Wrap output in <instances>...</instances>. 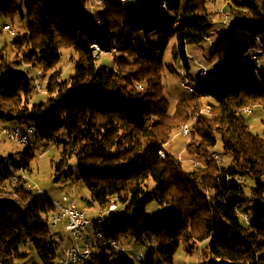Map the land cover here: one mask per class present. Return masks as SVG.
Instances as JSON below:
<instances>
[{
	"label": "trees",
	"instance_id": "1",
	"mask_svg": "<svg viewBox=\"0 0 264 264\" xmlns=\"http://www.w3.org/2000/svg\"><path fill=\"white\" fill-rule=\"evenodd\" d=\"M138 1L103 0L101 9L89 13L87 0H0V20L24 22L26 32L13 41L22 62L44 74L52 70L45 99L34 102L31 77L11 68L1 49L0 120L37 125L38 136L49 140L67 131L53 163L54 181L73 176L69 160L75 157L78 178L89 192L86 206L118 207L104 229L107 235L153 243L166 264H174L180 246L192 253L200 243L209 264H264V133L252 130L244 110L264 106V62L257 67L243 61L245 52L264 50V0H224L223 28L214 25L208 0ZM116 28L121 33L115 41ZM156 31L160 43L131 45L128 35ZM214 31L219 39L208 59L216 63L208 76L193 80L186 47ZM173 39L171 57L194 81L196 93L171 106L162 82L167 67L174 71L163 60ZM92 44L102 51L118 48L113 69L99 64ZM68 49L72 72L63 77L55 67ZM185 124L190 138L182 162L167 145ZM218 140L220 156L229 163L205 160L193 168L190 161L205 159ZM25 159L0 157V264H18L25 242L34 245L43 263L58 264L61 252L48 240L56 206L17 176L19 167L30 171ZM149 178L154 194L147 192ZM153 199L168 207L156 222L146 215ZM247 202L255 206L252 214ZM113 251H98L90 264H124L123 258H110Z\"/></svg>",
	"mask_w": 264,
	"mask_h": 264
},
{
	"label": "rangeland",
	"instance_id": "2",
	"mask_svg": "<svg viewBox=\"0 0 264 264\" xmlns=\"http://www.w3.org/2000/svg\"><path fill=\"white\" fill-rule=\"evenodd\" d=\"M217 2H212V0H208V6L212 11V21L216 27L223 28L224 25L227 23V16L224 12L225 1L224 0H215ZM101 5H103V0H87V9L90 10L89 13L95 12L98 9H101ZM92 13V14H93ZM91 19V16H88ZM1 26L4 24H9L11 28L16 32V34H12L7 30H1L0 32V50L3 49V55L5 56L6 60L9 62L10 67L17 70L24 72L28 77H31L33 72L37 70H41L38 66H31L29 64H25L21 60L20 54L16 46L14 45L13 41L15 37H21V35L26 32L24 28V22H22L19 17H15L13 20L8 18H2L0 20ZM113 39L116 41L121 33L119 28H116L112 31ZM131 37V45L133 47H139L145 45L147 42L151 43H160L162 40L161 34L156 31L151 34H144L142 32L133 33L128 35ZM219 39V35L217 32L211 33L209 39L203 40L199 44H189L186 47L187 54L189 56L190 62V75L193 77V80L198 79V69L206 68V71H210L209 68L212 67L216 61L215 59L209 60L208 57L210 56L214 45L217 43ZM173 40L170 41L169 47L165 50L163 54V60L165 65H171L174 67L171 68L174 70L170 72L168 67L165 69L163 73V87H164V96L166 97L167 101L171 106L181 98L189 97L191 92L187 89H184L180 86V82L186 71L182 67L179 60H174L170 54V48L173 44ZM252 51V50H251ZM254 51V50H253ZM118 53V48L117 52ZM113 53H101L98 57V62L101 65L106 66L108 69L114 68V63L112 61ZM73 52L71 50H62V58L59 64L55 67L62 72V76H66L68 73L72 72V62L71 57ZM260 61L264 62V50L258 53ZM202 64L203 66L200 67L199 65ZM199 67V68H198ZM52 72L49 70L44 74L43 70V77L46 79ZM210 73V72H209ZM188 76V75H187ZM43 82V86H44ZM194 83V81H191ZM33 101L38 102L40 100H44L46 97V91L43 89L41 91L34 90ZM247 122L250 124L252 130L256 133L263 134L264 133V126L262 124V119H264V113L261 109L256 108L250 114L246 113ZM14 126L13 123L7 121L0 120V157H5L6 162L10 160L15 162H24L28 157L29 159V169L30 171H25L19 167L16 170L17 176L25 175L23 178L25 180V184L31 185L35 188L40 189L41 193L38 194L39 196H49L52 201L61 200L63 196H69L72 200H75V203L78 208L85 210L89 217H96L98 210L97 206H94L92 210L86 206L83 198L89 197V192L85 186V184L78 178V169L79 163L75 157H72L69 160V167L74 171L72 177L68 178L67 180H60L54 181V170H53V163L56 162L60 158L61 152V141L66 140L68 137V133L65 130H62L61 133L54 139L49 140L45 138H40L38 136V131H34L28 135L29 140V148L28 145L22 147L15 143L14 141L7 138L6 135L1 133V129L3 127H10ZM26 125L23 124L19 128H24ZM190 137L176 134L170 143L167 145V148L171 149L173 152L177 153L183 151L184 141L189 140ZM221 148V143L218 140L216 147L214 148L215 151L219 153ZM28 150V151H27ZM28 152V153H27ZM32 153V154H31ZM220 154V153H219ZM25 159V160H24ZM230 161L229 157L221 156V164L226 165ZM23 164V163H22ZM185 164V163H184ZM27 168V169H28ZM146 184L149 186L147 188V192L154 194L155 193V182L152 178H149L146 181ZM28 188V187H27ZM32 188V187H31ZM249 212H252L255 209V206L252 202H247L246 204ZM167 206L159 205L155 199H153L146 207V215L152 222H156L158 218L161 216L162 212L167 210ZM96 213V214H95ZM95 214V215H94ZM111 222V217L107 218L102 223L91 224L89 226L88 231L92 235L94 227L98 229L104 230L107 226H109ZM60 226H51L50 227V238L48 239L50 242H53L57 247V252H61V239L58 235V229ZM56 233L57 237H53V234ZM88 233V232H87ZM85 233V234H87ZM67 240V239H66ZM120 245H122L123 249H118L110 253V258L112 260H117L120 258L124 259V264H166L163 263L157 253V246L153 243H142L136 241L131 235H121L118 239ZM203 243H200L198 247L192 252L188 253L185 249L180 246L174 256V264H209V258L203 255L204 251L202 250ZM19 251L23 254L22 257L18 258L16 262L18 264H45L40 259L36 248L30 242H25L20 244ZM202 252V253H201ZM141 253L143 255L142 260H138L137 256ZM57 259V258H56ZM55 259V262L58 260Z\"/></svg>",
	"mask_w": 264,
	"mask_h": 264
},
{
	"label": "built area",
	"instance_id": "3",
	"mask_svg": "<svg viewBox=\"0 0 264 264\" xmlns=\"http://www.w3.org/2000/svg\"><path fill=\"white\" fill-rule=\"evenodd\" d=\"M131 4H140L138 0H128ZM3 30H7L8 28L3 26ZM258 41V38H256ZM93 54L97 57L102 53L100 48H96L93 44L90 46ZM107 51L117 52V47L114 46ZM258 55H243V59L249 58H257ZM200 67L203 65L200 64ZM199 68V67H198ZM200 73H205V67L203 69L199 68ZM31 79H33V90L41 91L43 90V84L37 83V77L32 74ZM185 85H191L189 77L185 75ZM264 112V111H263ZM34 126H26L24 129H21L16 126L3 127L1 129V133H9L11 137L16 138V140H24L28 139V135L34 132ZM189 131H184L180 135H184L189 137ZM215 152V151H211ZM209 152V153H211ZM160 154V152H159ZM178 155H181V161H186L187 159L183 156V153L180 152ZM220 154H218L219 157ZM207 160V155L205 159H195L191 160V165L203 166ZM23 172V169H22ZM25 175H20V178L23 179ZM29 187H31L29 185ZM40 191V190H39ZM56 212L50 217L51 226H56L59 223L64 224L65 230L69 233L71 238L70 244L63 243L61 245V255L58 258V264H90L91 261H87V254H93V242L88 241V231H87V223L91 220H98V222H102V212L99 211L96 217H89L86 212H82L80 208L77 207L74 200H72L69 196H63L61 200L55 201ZM245 220H248V215L243 214ZM87 233V234H85ZM102 242H109V248L118 250L123 249L124 247L120 245L117 239H100ZM142 256L141 253L138 254L137 259H140Z\"/></svg>",
	"mask_w": 264,
	"mask_h": 264
},
{
	"label": "bare ground",
	"instance_id": "4",
	"mask_svg": "<svg viewBox=\"0 0 264 264\" xmlns=\"http://www.w3.org/2000/svg\"><path fill=\"white\" fill-rule=\"evenodd\" d=\"M116 3H118V4H125V3L128 4L129 3V4H131V2H129L128 0H116ZM132 5H140V4H132ZM4 26L8 28L9 32H11L12 34H14V33L16 34V32L13 30V28H11V26L9 24H5ZM205 39L207 40V39H209V37L207 36ZM93 46L96 48H99L96 44H93ZM259 51H261V50L248 51V52H246V54L258 55ZM102 53H113V51H102ZM243 61L246 63H254L257 67H260V64H261L260 59H259V55L257 58L243 59ZM33 75L37 77V83L38 84H43V82L47 81V78L45 79L43 77L42 70H37V71L33 72ZM198 76H199V78H205L206 76H208V72L206 71V68H205V73H200L198 71ZM184 82H185V75L183 76V78L180 82V85L184 89H187L191 93L195 94L196 90H195L194 84L185 85ZM31 86L33 87V79H31ZM43 89H44V86H43ZM261 109L264 111V106H262ZM208 110H209L208 107L203 109V111H208ZM244 110L247 113H251L253 111V108L252 107H246ZM26 126H34V124H27ZM36 128H38L37 125H35L34 130ZM184 131H189V124L183 125L178 134H182ZM2 134L6 135L8 139L14 141L15 143H17L18 145H20L22 147L29 144L28 139L16 140V138L11 137L9 133H2ZM159 156H160V158L163 159L164 158L163 152H160ZM178 158H179V160H181V155H178ZM207 160L214 161L217 165H219L221 163V156L219 155V157H218L217 152H211V153L207 154ZM182 162H185V161H182ZM191 166L193 168L200 167L198 165H191ZM54 203H55V201H54ZM100 211L102 212V215H103L102 216V222H104L109 217H114V216H117L119 214L118 207L114 203L110 204L106 209H102ZM82 212H85V211L82 210ZM102 222H98V220L89 221L87 223V231H88L89 226L91 224L102 223ZM100 239H115V238L107 235V233L104 230H101V229H98L97 227H94L92 235H88V241L93 242V254H87V261H92L98 251L109 247V242H102V240H100ZM142 258H143V255L140 257V260H142Z\"/></svg>",
	"mask_w": 264,
	"mask_h": 264
},
{
	"label": "crops",
	"instance_id": "5",
	"mask_svg": "<svg viewBox=\"0 0 264 264\" xmlns=\"http://www.w3.org/2000/svg\"><path fill=\"white\" fill-rule=\"evenodd\" d=\"M75 201V200H74ZM89 210H92V208H89ZM86 212V211H85ZM99 211L97 210L96 211V213H98ZM95 213V214H96ZM87 214V213H86ZM94 214V215H95ZM56 226H60V228L58 229V235L60 236V234H61V236H60V239H61V245L63 244V243H65V244H70L71 243V238H70V235H69V233L65 230V228H64V224L63 223H59L58 225H56ZM90 232V231H89ZM88 232V235H91L90 233ZM56 237H57V235H56ZM67 239V240H66Z\"/></svg>",
	"mask_w": 264,
	"mask_h": 264
}]
</instances>
